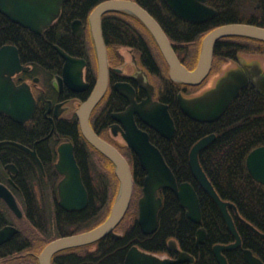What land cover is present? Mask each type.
I'll return each instance as SVG.
<instances>
[{"label":"trees","instance_id":"1","mask_svg":"<svg viewBox=\"0 0 264 264\" xmlns=\"http://www.w3.org/2000/svg\"><path fill=\"white\" fill-rule=\"evenodd\" d=\"M134 1L159 22L173 46L180 50L183 62L190 67L197 63L202 38L213 28L232 22L252 23L264 27L263 0H211L210 3L217 9V13L200 24L187 23L176 17L164 0ZM97 2L98 0L65 2L57 22L45 35L34 34L8 22L0 13V47L8 43L15 44L23 63L46 68L47 64L57 62L56 53L51 46L53 43L64 48L75 45V40L70 36L69 21L86 17ZM108 14H119L122 17L115 20ZM135 22L139 20L123 12L105 14L102 18V28L106 40H128L131 32L139 30ZM213 53L212 71H217L222 63L237 58L240 53L257 55L259 59L264 60V42L247 37H225L217 41ZM160 71L172 82L165 64L161 65ZM171 114L176 128L173 137L167 140L157 134H151V141L160 148L178 183L189 181L196 189L201 207V222L197 224L186 217L185 208L180 205L171 190L158 189L157 195L162 197V206L158 211V225L154 232L144 234L135 221L124 228L123 237L115 239L107 235L101 239L99 250L96 247L93 251H86L81 257L70 255V249L62 250L53 256V264H123L127 249L134 244L152 253L175 256L176 252L169 244L172 240L195 259L193 263L173 264H218L213 246L217 243H231L234 237L218 206L200 187L189 166V151L192 145L210 133H215L216 138L199 153V161L219 196L234 205L228 209L241 237V245L224 251V255L228 264H247L243 249L248 248L264 262V238L246 224L249 222L264 233V188L250 175L246 166L248 153L253 148L264 145V94L251 84L243 87L221 117L213 122L195 121L173 104ZM15 126L8 117L0 115L1 138L17 139ZM7 148L12 151L16 147L7 145ZM7 157L8 160L12 159L11 153H8ZM132 160L134 190L123 221L125 223H128L127 217L134 218L136 215L137 200L141 195L145 175L138 159ZM103 170L105 178L100 184L104 186V191L109 192L104 198L103 211L90 212L79 225L80 229L97 226L110 213L118 189V179L111 165L105 163ZM11 215L10 211L0 209V227L11 222ZM199 227H204L206 239L197 245L196 232ZM46 242L24 245L21 239L15 236L0 245V264H39L37 255ZM84 247L86 246L82 248Z\"/></svg>","mask_w":264,"mask_h":264},{"label":"water","instance_id":"2","mask_svg":"<svg viewBox=\"0 0 264 264\" xmlns=\"http://www.w3.org/2000/svg\"><path fill=\"white\" fill-rule=\"evenodd\" d=\"M67 0H0V13L6 14L12 21L40 33L45 27L56 19L61 12V6ZM171 11L179 18L190 22H203L216 14V9L207 5V0H164ZM110 12H123L137 18L150 32L168 67L171 80L196 86L201 84L209 75L212 68L213 52L217 41L225 37H247L264 42V27L252 23L232 22L219 25L205 34L197 63L188 69L176 55L173 46L162 29L159 22L140 4L134 0H102L89 14L92 37L97 51L99 64V77L97 86L78 110L77 115L80 127L87 140L114 165V173L118 179V189L110 213L107 218L97 226L86 231L61 236L47 243L38 254L39 264H51L52 257L66 249L89 245L105 236L119 235L114 231L124 217L133 195V176L130 166L124 156L113 146L102 140L92 130L89 124V115L93 107L100 100L107 86L108 61L107 50L102 34V16ZM67 60L71 57L57 47ZM20 62L18 49L15 45L5 44L0 47V113L6 114L11 120L23 122L28 120L34 111L35 101L27 84L16 85L12 79L14 72L26 69ZM264 68L257 60L243 62L242 67L232 68L218 78L214 86L201 94L186 98L179 94L178 104L181 111L189 118L198 122H213L221 117L230 103L238 97L241 89L249 84L264 94ZM151 98L147 100L150 103ZM149 108L139 109L133 102L126 113L137 111L140 117L153 129L167 139L175 133V125L165 105L153 104ZM124 137L129 147L139 158L140 166L145 171L142 182V194L137 201V223L144 234L155 231L158 225V211L162 206V197L157 195L158 189L171 190L180 205L185 208V215L194 223L201 222V207L196 189L189 181L178 183L172 169L164 159L160 149L154 145L146 132L137 128L131 120ZM215 133L205 135L196 141L189 151V166L200 187L211 197L218 206L222 217L234 237L228 244L217 243L213 246V253L218 264H228L224 251L241 245V237L236 229L229 207L234 205L223 200L216 192L214 186L204 172L199 153L214 139ZM17 144L11 141H1ZM19 145V144H18ZM65 167L59 169L66 174L60 183L61 203L65 208H83L86 205V191L81 183L79 170L73 156L67 161ZM246 166L250 175L264 188V145L253 148L246 157ZM81 190L80 196L75 195ZM0 198L17 216L21 215L13 193L3 184H0ZM246 224L257 234L264 238L251 223ZM17 228L5 225L0 228V244L9 240ZM206 239L204 227L196 232V244ZM176 252L175 257H161L145 251L137 245H132L126 252L123 264H173L178 262H194V256L178 248L174 241L170 243ZM243 256L247 264H264L250 249H243Z\"/></svg>","mask_w":264,"mask_h":264},{"label":"flooded vegetation","instance_id":"3","mask_svg":"<svg viewBox=\"0 0 264 264\" xmlns=\"http://www.w3.org/2000/svg\"><path fill=\"white\" fill-rule=\"evenodd\" d=\"M101 1L98 0L96 5ZM210 1H206L207 5L216 9ZM90 12L84 18H74L69 21L70 36L75 40V45L65 48L57 43L51 45L56 53L57 62L49 63L46 68H43L23 63L20 59L23 67L27 68L16 71L12 75L16 85L24 83L29 86L34 97L35 108L32 116L23 122L13 121L6 114L0 113L16 124L17 129V139L15 140L0 137V142L17 143L3 142L0 144V184L6 186L13 193L21 210V215L17 216L0 198V209L8 210L12 214L11 222L3 226L13 225L17 228V232L4 243L17 236L24 245H34L41 241H47V244L55 238L88 230L79 228L82 220L86 219L90 212L101 213L103 211L104 198L109 194L100 184L104 182L105 178L103 169L107 163L112 166L114 171V165L84 136L77 115L79 106L93 94L99 77L97 51L89 22ZM1 14L6 18V21L19 25L6 14ZM108 15H112L111 17L115 20L122 17L119 14ZM58 17L40 33L19 26L34 34L45 35L55 25ZM183 21L192 24L202 23ZM135 23L139 30L131 32L128 40L122 42H108L102 28L108 61L107 86L89 115V124L92 130L124 156L130 166L132 176V159L136 158L139 161V158L129 147L124 137L131 120L138 129L148 134L150 141L151 134L165 138L150 127L137 111L128 116L126 111L132 102L140 110L152 107L154 103L165 105L172 117L171 104L180 109L179 94L186 98L197 96L214 86L218 78L229 69L243 66L241 56H238L229 61L234 63L233 66L223 70L210 82L208 80L212 75L213 68H211L208 77L199 85L182 84L169 77L172 83L160 71L161 65L167 66V64L150 32L140 21ZM171 44L173 46L172 42ZM57 47L66 52L71 60L67 61ZM173 49L188 69L194 68L183 62L180 50L174 46ZM149 97L151 98L150 103L147 102ZM7 145L16 148L10 151ZM8 153H11L12 159L10 160L6 159ZM71 155L75 160L81 183L86 191L87 202L83 208H65L60 201V183L65 179L66 174L59 169V166L65 167ZM79 192L81 190H77L75 195L80 196ZM126 214L127 211L114 229L119 235L117 238L114 237L115 239L124 236L126 226L137 222L138 212L134 218L127 217L128 223L123 222ZM109 235L112 236V234ZM99 241L85 245L84 248H82L83 246L70 248L69 254L81 257L86 251H93L96 247L99 250ZM170 247L173 248L172 245ZM157 254L161 257L176 256V254L175 256ZM51 264H53V257Z\"/></svg>","mask_w":264,"mask_h":264},{"label":"rangeland","instance_id":"4","mask_svg":"<svg viewBox=\"0 0 264 264\" xmlns=\"http://www.w3.org/2000/svg\"><path fill=\"white\" fill-rule=\"evenodd\" d=\"M240 55H241V60L243 61V62H249V61H254V60H257L258 62H260L261 63V65L264 67V60H262V59H259L258 57L259 56H257V55H254V56H252V55H248V54H246V53H240ZM239 55V56H240ZM249 58H252V59H249ZM230 60H227V61H225L226 63L224 64V63H222L221 64V67L219 68V70H217V71H213L212 72V75L210 76V78H209V82L211 81V80H213L216 76H218L220 73H222L223 72V70H225V69H227V68H229V67H231V66H233L234 65V63L233 62H229ZM115 199V198H114ZM113 203V202H112Z\"/></svg>","mask_w":264,"mask_h":264}]
</instances>
